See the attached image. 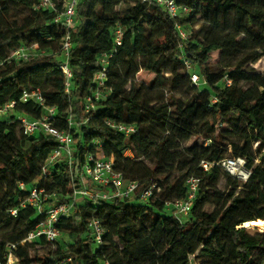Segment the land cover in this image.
<instances>
[{
  "label": "trees",
  "instance_id": "obj_1",
  "mask_svg": "<svg viewBox=\"0 0 264 264\" xmlns=\"http://www.w3.org/2000/svg\"><path fill=\"white\" fill-rule=\"evenodd\" d=\"M53 1L58 12L38 9V0H0V107L16 103L11 120H0V144L11 143L8 151L0 148V184L6 185L0 194V253L17 244L20 264H56L68 257L72 264H188L192 254L200 264H264V233L250 236L253 227H245L264 222V73L252 67L264 58V0H176L191 9L177 18L143 0H78L69 88L60 69L68 32L55 23L69 0ZM178 26L189 34L187 40L180 39ZM117 27L123 31L121 46L115 41ZM31 47L47 55L11 58L13 51ZM111 53L109 95L87 111V100L97 91L93 80L102 69L100 57ZM215 54L224 62L220 72L212 70ZM141 70L156 75L151 87L129 89L130 78ZM37 76L40 82L33 85ZM37 89L55 109L52 126L75 141L72 168L60 159L44 180L42 167L58 143L43 130L26 135L19 120L41 118L43 107L21 102L24 92ZM109 121L133 124L138 133L126 138ZM194 138L203 142L182 150L181 141ZM98 149L126 183H138L135 195L77 202L57 224L70 243L59 238L48 252L38 250L53 246L43 239L21 245L43 215L20 208V198L37 186L51 196L48 206L72 203L73 186L83 188L82 168ZM238 159L250 173L242 185L223 173V162ZM202 162L211 165L208 171ZM191 177L201 180L200 190L190 214L179 219L167 204L186 199ZM223 177L227 198L206 212L204 203ZM154 184L153 195L141 202L140 195ZM93 219L105 231L99 246Z\"/></svg>",
  "mask_w": 264,
  "mask_h": 264
},
{
  "label": "built area",
  "instance_id": "obj_2",
  "mask_svg": "<svg viewBox=\"0 0 264 264\" xmlns=\"http://www.w3.org/2000/svg\"><path fill=\"white\" fill-rule=\"evenodd\" d=\"M145 3L157 4L166 9L168 14L172 18H177L191 13V9L187 6H180L176 0H143ZM78 0H69L64 5L63 12L59 13L55 23L61 24L64 29L67 30V36L65 37L62 55L63 60L60 64V69L64 73L67 82L66 86L69 88L70 80L73 77L72 70L69 67V57L70 52L73 48L70 31L76 27V10H77ZM38 9L57 11V5L53 0H38ZM179 32V37L181 40H187L189 34L184 31L181 27H177ZM123 31L120 27L115 30V41L117 46L122 45ZM114 53L102 54L100 57L101 71L94 76L93 84L96 86L97 91L94 93L93 97H89L86 103V110L92 111L95 109V102L101 97V92L106 89L107 81V66L109 59L113 57ZM30 57L27 48H20L13 51L11 58L15 60H26ZM188 68L190 65L186 63ZM192 81L195 84L200 82V78L196 75H192ZM230 84V82H229ZM29 101H34L43 107V114L39 120H31L26 115L19 117L20 124L24 129L26 135H34L37 131L43 130L46 134L53 137L58 146L52 151L51 155L47 159L46 163L42 167L41 179H48L52 175L51 167L58 160H67L70 168L73 166L74 157V138L69 132H62L52 126V118L55 115V109L47 107L45 105V99L42 92L37 89L31 92H24L21 102L27 103ZM15 102H11L0 107V118L6 115L8 112L14 111ZM108 126L116 130L117 132L123 134L126 138H130L138 133V129L133 124H117L115 122L109 121ZM126 157L131 158L132 153L130 151L126 152ZM237 162L244 164L245 160H227L222 163L223 167L227 165H235ZM202 167L208 171L211 167L209 163L202 162ZM246 171V170H245ZM247 172V171H246ZM247 179L250 173L247 172ZM236 177V176H233ZM238 178V177H237ZM81 185L82 189L77 188L74 184L73 192V202L68 204H62L59 206H48L47 202L50 200L51 196L48 195L45 189L34 187L25 196L20 198V208L31 207L36 209L37 213L43 215V219L37 224L35 229L31 231L26 239L21 242V245L34 244L39 240L43 239L48 244L54 245L60 238L61 233L57 228L62 217L70 216L74 205L83 200L88 199L90 201H111L114 199H129L135 195L136 189L138 187L137 182L126 183L122 173L114 169V162L112 159H98L97 157L90 156L88 158L87 164L82 168L81 173ZM241 179V178H239ZM247 179H245L247 181ZM73 181V177H72ZM74 183V182H73ZM201 180L195 177H191L187 180V197L185 200L176 201L173 203H168L167 205L171 207L176 216L180 219L181 216H188L192 210L193 203L197 198L198 192L200 190ZM21 189L24 190V184L20 185ZM157 189V185H152L149 189L144 191L140 195V201L146 202ZM12 216H17L18 208L10 211ZM182 219V218H181ZM90 227L93 231L96 244L99 246L103 243V235L105 233L102 223L98 219H93L90 222ZM18 249L17 244H8L6 250L3 254L0 253V264H20V261L16 255ZM56 264H72V258H64L58 261ZM105 264H109L105 262ZM188 264H200L195 254L189 256Z\"/></svg>",
  "mask_w": 264,
  "mask_h": 264
},
{
  "label": "rangeland",
  "instance_id": "obj_3",
  "mask_svg": "<svg viewBox=\"0 0 264 264\" xmlns=\"http://www.w3.org/2000/svg\"><path fill=\"white\" fill-rule=\"evenodd\" d=\"M21 14L25 15L26 12H21ZM199 19L200 18H198V20ZM202 24H203V22H200V24L197 25L196 30H198ZM27 49H28L29 54L31 56H34V57L43 58L44 56L47 55L46 52L37 50L36 47H31V48H27ZM211 64H212V70L214 72H220L222 70V65L224 64V62H221L219 54H215L211 60ZM252 67L255 69V71L257 73H264V58H262L256 64L252 65ZM155 76L156 75L154 73L147 72L145 70H141L133 78H130L128 88L131 89L133 87V85H135L136 88H138L140 86H143L144 88H150L151 87V81L155 78ZM39 82H40V77L37 76L35 78V80H33L32 84L33 85L39 84ZM108 95H109L108 91L106 89L103 90L101 92V99H103V100L106 99ZM14 115H15L14 112L10 111L6 115H4L2 118H0V120L10 121ZM16 122H17V119L15 121H13L12 123H16ZM20 130H21V126L19 125L17 127L16 134ZM202 142H203V140L199 139V138H194L189 142L182 140L181 141L182 150L190 147L193 144L202 143ZM10 146H11V143L8 142L7 140H3L0 144V148H2L5 151H8L10 149ZM96 157L98 159L104 158V155H103L101 150H99V149L97 150ZM243 166H244V164L241 162L240 163L237 162L235 165H227L226 167H224L223 173H224V175L232 176V180L236 184L242 185L241 182H245L246 181L245 179H247V176H248L247 172L245 171ZM176 175H177V172L174 173V176H176ZM233 176H236V178ZM239 178H241V179H239ZM5 191H6V185L0 184V194H4ZM228 191H229V187L227 185V177H223L222 180L219 182V184L213 190L210 191V199L207 203L206 202L204 203V210L206 212H209V213L217 210L220 207V205L222 204V202L227 198ZM219 200H221V201L219 202ZM181 218L186 219L187 216L186 217L181 216ZM263 233H264V230L261 231L259 229H256V230L251 229V230L247 231V234H249L250 236H254L257 234H263ZM67 242L68 243L71 242V240L68 236L63 235L60 237V243L66 244ZM55 247H56V245H53V246L48 245V246H44V247H38V250H39V252H48L50 250H54ZM199 250L201 251L202 247H200Z\"/></svg>",
  "mask_w": 264,
  "mask_h": 264
},
{
  "label": "bare ground",
  "instance_id": "obj_4",
  "mask_svg": "<svg viewBox=\"0 0 264 264\" xmlns=\"http://www.w3.org/2000/svg\"><path fill=\"white\" fill-rule=\"evenodd\" d=\"M245 227H253V229H261L264 230V222H251V223H247L245 225Z\"/></svg>",
  "mask_w": 264,
  "mask_h": 264
}]
</instances>
